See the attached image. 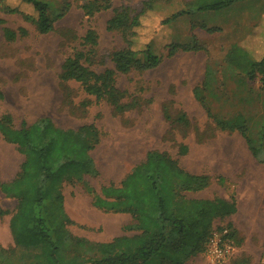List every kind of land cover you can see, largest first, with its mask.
I'll list each match as a JSON object with an SVG mask.
<instances>
[{
  "label": "rangeland",
  "instance_id": "obj_1",
  "mask_svg": "<svg viewBox=\"0 0 264 264\" xmlns=\"http://www.w3.org/2000/svg\"><path fill=\"white\" fill-rule=\"evenodd\" d=\"M47 1L56 13H62L67 5L70 9L55 23L54 31L45 35L19 15L0 13V21L5 23H0V89L5 94V99L0 102V117L11 114L16 128H20L23 121L31 125L48 117L64 129L94 125L98 130L100 143L92 156L100 176L85 177L82 183L63 184L65 210L74 222L68 226L69 230L75 236L95 242L134 235L135 232L124 230L135 224L131 215L98 210L93 206V195L101 194L102 188L111 184L120 186L125 176L146 159L148 152H167L185 170L213 179L207 190L189 195L190 198H236L238 212L229 219L216 220L214 225L224 228L231 222L234 226L235 251L227 264H264V163L253 157L240 134L218 132L206 110L208 107L216 118L226 120L242 114L248 122L251 137L257 144H264L261 83L259 80L251 82L242 73L232 72L225 66V58L234 44L247 45L253 32L264 35V0H260V6L256 2L255 10L252 2L243 1L230 10L214 13L216 16L211 12H198L193 7L190 14L167 24L163 23L166 19L190 10L188 3L184 6L186 0L154 1L155 11L143 18L138 48L153 41L166 53L165 46L169 43L197 42L207 52L180 51L154 70L118 74L117 86L126 93L124 103L137 105L122 114L107 101H97L86 95L79 83L62 82V67L77 50H89L84 37L93 29L98 35V45L91 56V68L97 73L114 69L111 55L126 44L119 33L108 31V22L115 10L128 8L132 14H137L148 0H109L110 9L93 16L85 15L83 5L86 0ZM11 2L18 5L17 0ZM258 7L260 17H257ZM23 9L31 12L28 7ZM254 11L253 27L246 28L245 32L244 24H239L238 37L229 30L220 33L205 30L215 21L227 28L246 20L249 24ZM4 27L14 31L24 28L28 34L8 42ZM207 66L213 67L216 77L212 87L201 91L205 101L203 106L194 90L201 88ZM181 111L189 119L188 127L175 121ZM183 146L188 149L186 155H182ZM23 162L24 156L18 148L6 143L0 135V183L12 180ZM16 208L17 201L8 199L0 190V209L10 212L0 215V245L6 249L14 246L9 223ZM187 264L209 263L204 256H198Z\"/></svg>",
  "mask_w": 264,
  "mask_h": 264
},
{
  "label": "trees",
  "instance_id": "obj_2",
  "mask_svg": "<svg viewBox=\"0 0 264 264\" xmlns=\"http://www.w3.org/2000/svg\"><path fill=\"white\" fill-rule=\"evenodd\" d=\"M17 1L18 5H13L11 0H0V13L21 16L42 35L53 32L55 23L70 9L67 5L62 13H56L47 0ZM86 1L83 5L86 16L111 7L109 0ZM154 1H145L137 14H132L128 8L114 11L107 29L119 33L126 44L125 48L111 55L114 69L97 73L91 68L98 35L90 29L84 37L89 50H77L66 59L62 67V82L79 83L86 95L97 101H107L122 114L137 105L124 103L126 93L117 86L118 74L154 70L166 58H172L180 51L207 52L197 42L169 43L165 46L166 53L153 41L138 48L143 18L155 11ZM241 1L245 0H190V10L163 23H171L179 16L190 14L193 7L198 12L222 11ZM25 7L31 12L25 11ZM0 23L5 24L3 21ZM205 30L216 31L207 27ZM3 33L8 42L28 34L24 28L14 31L8 27L3 28ZM249 39L247 45L241 42L232 46L225 58V66L232 72L242 73L251 82L259 80L264 92V35L259 31L253 32ZM215 77L216 71L207 66L201 88L194 90L195 97L203 106L205 101L201 91L212 87ZM4 99L5 94L0 89V102ZM206 110L218 132L240 134L253 157L264 163V144H257L251 137L248 122L242 114L226 120L216 118L210 108L206 107ZM167 117L172 119L169 114ZM175 121L180 126L190 125L183 111ZM262 130L264 132V126ZM0 135L24 156L17 175L0 183L5 196L17 201L16 211L10 219L14 246L9 249L0 246V264H187L198 256H204L215 229H228L236 245V232L232 230L231 222L224 228L214 226L216 220L229 219L238 212L236 198H190L189 195L207 190L213 179L185 170L178 160L160 151L148 152L146 159L125 176L120 186L111 184L103 187L101 194L95 195L89 190L94 198L93 206L98 210L131 215L135 224L126 226L124 230L135 234L118 236L109 242L75 236L68 228L74 222L66 213L62 188L65 182L82 183L85 177L100 176L92 156L100 143L96 127L85 125L76 130L64 129L51 118L44 117L31 125L23 121L21 127L16 128L13 116L5 114L0 117ZM181 152L186 155L187 147L183 146ZM7 214H10L8 210L0 209L1 216Z\"/></svg>",
  "mask_w": 264,
  "mask_h": 264
},
{
  "label": "built area",
  "instance_id": "obj_3",
  "mask_svg": "<svg viewBox=\"0 0 264 264\" xmlns=\"http://www.w3.org/2000/svg\"><path fill=\"white\" fill-rule=\"evenodd\" d=\"M234 251L235 245L229 230L215 229L204 256L209 264H227Z\"/></svg>",
  "mask_w": 264,
  "mask_h": 264
},
{
  "label": "crops",
  "instance_id": "obj_4",
  "mask_svg": "<svg viewBox=\"0 0 264 264\" xmlns=\"http://www.w3.org/2000/svg\"><path fill=\"white\" fill-rule=\"evenodd\" d=\"M189 1L190 0H186V2H184L183 4H184V6H185V4L186 3H189ZM245 1H250V2H252V6H253V8H254V10H255V6H256V2H259L258 4V6H260V0H245ZM241 2H243V1H241ZM237 3H239V2H237ZM237 3H235V4H237ZM235 4H233L231 7H229V8H227V9H224V10H230ZM224 10H222V11H224ZM222 11H220V12H222ZM212 14H214V13H220L219 11H210ZM214 16H216L215 14H214ZM254 16H256V14H255V11H254V13H253V17L249 20V24H247V20L246 21H241V23L240 22H238V23H236V24H232V25H230L231 27L230 28H227L225 25H223V24H221V22H219V21H215V22H212L211 23V26L210 27H208V28H211V29H216V31H219L218 33H220V31H222L223 30V32H227V30H229V32H233L234 34V36L235 37H238L239 36V34H236L237 33V31L238 30H240V26H239V24H241L242 26H243V24H244V26H243V31H245L246 32V28H252L253 27V23L256 21L255 20V18H254ZM261 16V9H260V7H258V9H257V17H260ZM217 18V17H216ZM253 20V21H252ZM246 24L248 25V27H246ZM5 182H8V181H5ZM8 199H10V198H8ZM9 231H10V234H11V230H10V223H9ZM12 235V234H11ZM12 238H13V236H12ZM0 241H1V237H0ZM1 243V242H0ZM2 244V243H1ZM1 246V245H0Z\"/></svg>",
  "mask_w": 264,
  "mask_h": 264
},
{
  "label": "bare ground",
  "instance_id": "obj_5",
  "mask_svg": "<svg viewBox=\"0 0 264 264\" xmlns=\"http://www.w3.org/2000/svg\"><path fill=\"white\" fill-rule=\"evenodd\" d=\"M26 74V73H25ZM8 102V101H7ZM38 105H40V104H38ZM143 149V148H142ZM115 156V155H114ZM122 160V159H121Z\"/></svg>",
  "mask_w": 264,
  "mask_h": 264
}]
</instances>
